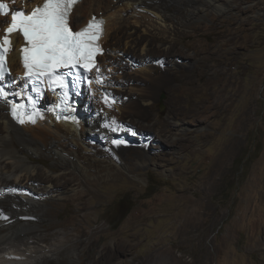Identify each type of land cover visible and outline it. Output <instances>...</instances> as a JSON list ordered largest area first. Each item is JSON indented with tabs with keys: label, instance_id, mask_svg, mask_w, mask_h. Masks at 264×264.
Masks as SVG:
<instances>
[{
	"label": "rangeland",
	"instance_id": "rangeland-1",
	"mask_svg": "<svg viewBox=\"0 0 264 264\" xmlns=\"http://www.w3.org/2000/svg\"><path fill=\"white\" fill-rule=\"evenodd\" d=\"M234 1L223 11L210 0L168 1L165 10L182 28L176 52L189 57L188 66L174 64L182 57L165 52L169 43L155 48L149 40L146 56L142 47L124 49L112 26L105 55L116 67L108 80L114 104L99 110L109 112L119 99L125 127L116 133L125 143L113 149L100 121L86 135L97 149L84 170L48 151L28 153L51 173L65 169L70 185L66 195H47L41 223L18 218L50 234L47 241L27 236L19 245L26 254L46 255L43 264H264V0ZM136 27L135 36L143 35ZM146 71L165 78L145 100ZM128 143L143 155L122 147ZM121 201L132 209L115 228Z\"/></svg>",
	"mask_w": 264,
	"mask_h": 264
},
{
	"label": "bare ground",
	"instance_id": "bare-ground-1",
	"mask_svg": "<svg viewBox=\"0 0 264 264\" xmlns=\"http://www.w3.org/2000/svg\"><path fill=\"white\" fill-rule=\"evenodd\" d=\"M40 1L27 0V3L34 5ZM168 1L181 4L184 0H82L75 6L71 19L77 26H81L92 13L101 12L106 17L105 37L103 41L108 42L109 37H111L110 29L112 26L117 25L116 31L120 32V40L123 42L119 45L125 44L124 49L128 47V50L132 51L130 49L142 47L141 53L145 55L148 51H146V47L149 46L150 41L153 46H155V43L159 44V42L162 43L161 45L169 43L168 46H163L166 50L165 52L172 55L176 53V55L179 54L178 56L182 57L180 53L176 52L178 49L175 44L176 36L182 28L180 29V26L172 23L170 17L173 15L167 13L165 10V7L169 4ZM234 2L236 1L210 0V3L218 11L226 10ZM196 3H199V1H196ZM132 24L135 26L134 30L130 32L128 27ZM136 26L143 28V35L135 36L138 29ZM15 42L17 48L9 56V63L13 70L19 69V48L21 47L20 42L17 43L16 40ZM113 50L115 52L118 51L116 48H113ZM114 57H116L115 63L121 60L118 55ZM184 57L185 59L182 57V59L180 58V62H175L174 64L177 67L188 66L187 60L189 57ZM106 58L107 56L105 55V61L103 62L105 71L109 72L110 79L114 71H109L108 67L114 66L112 65L114 61L112 62L111 59L108 61ZM113 69H116V67ZM149 70H152V67ZM164 72L168 74L175 73L174 69L170 67L164 68ZM151 75V71H146L144 76L147 78V85L149 84L143 87L141 91H146V94L144 93L143 96L144 99L155 98L163 86L159 82H162L165 76H158V79H156V77L153 75L151 77ZM112 87L111 81H107L96 92L97 97L81 99L76 110L73 111L76 114V118L73 121H56L47 117L46 120H39L33 124L17 125L10 118L4 102H0V209L7 206L8 203L12 208H17L14 211L9 206L7 211L3 210L0 214V264H43L48 259L46 255H44L43 259L40 258L42 256L31 257L19 245L21 243H28L27 236L30 234H33L32 237L39 241L49 240L50 234L45 232L38 233L36 225L30 226L28 223L23 222L19 224L18 218L22 216L29 218L36 217L35 219L41 223L46 218V215L42 211L39 212V210H45L44 205L47 202V195L56 193L66 195V186L70 185L67 178L68 172L65 169H55L51 173L43 166L36 165L34 162L27 160L30 158L28 153L43 156L48 151L49 154L55 157L58 163L64 164L66 160L70 159L74 162L77 169L84 170L85 165L89 164V161L94 156L95 149H97L93 142L86 139L88 137H86L88 129L93 130L97 128L96 123L104 121L103 128L105 129V135L107 134L111 139L114 137L115 140H123L125 138L124 135L118 136L116 133L125 127L123 123L125 116L123 114L124 117L120 116L123 112L119 99L117 100V106L112 105V108L105 110L109 112L99 110L103 104L110 106L111 104L109 103L112 102L114 104L113 94L115 90ZM44 100L50 103L52 99L47 97ZM149 100L145 102L148 103ZM133 103L137 108L142 107L141 102L133 101ZM93 105H95L94 110L91 108ZM105 113H107V116L102 118V114L106 115ZM133 113L131 112V114ZM108 114H111L110 118ZM139 114L141 117L142 115L145 117L149 116V114H144V112H139ZM113 129L118 130L114 131ZM165 131V128L162 127L160 134L163 135ZM112 147L113 149H117L114 143ZM122 147H127L130 150L134 149L133 153L137 156L143 155V150L140 147H136L133 143H128V145ZM129 149L126 152H131ZM40 178L42 179V183L39 182ZM73 191L76 193V186L73 188ZM14 248L19 250L21 256L16 254L18 250ZM55 253L58 254L59 251L57 250Z\"/></svg>",
	"mask_w": 264,
	"mask_h": 264
},
{
	"label": "snow or ice",
	"instance_id": "snow-or-ice-1",
	"mask_svg": "<svg viewBox=\"0 0 264 264\" xmlns=\"http://www.w3.org/2000/svg\"><path fill=\"white\" fill-rule=\"evenodd\" d=\"M78 2L43 0L42 5L26 13L22 9L10 10L5 0H0V14L11 16L9 26L0 36V78L4 75L6 55L11 50V35L14 32L21 33L26 42L21 48L23 66L26 69L25 76L32 79L33 83L47 78L49 86L66 90L69 83L74 84L75 81H66L65 76L59 74L61 69H68L69 76L73 70L90 71L95 64V55L101 51L99 39L103 34L104 21L93 17L85 27L74 31L70 17ZM3 95V89L0 88V96ZM22 107L13 105V114L17 115L20 123L25 122L20 118L22 114L17 112ZM37 115L39 113L34 110L28 120L35 123ZM113 143L119 145L124 142L114 140Z\"/></svg>",
	"mask_w": 264,
	"mask_h": 264
},
{
	"label": "trees",
	"instance_id": "trees-1",
	"mask_svg": "<svg viewBox=\"0 0 264 264\" xmlns=\"http://www.w3.org/2000/svg\"><path fill=\"white\" fill-rule=\"evenodd\" d=\"M123 201H121L119 207L117 208V210L115 212H113V224L115 226V228H118L121 223L124 221V219L127 217V215L130 213L132 206L129 208V210L124 211L123 209Z\"/></svg>",
	"mask_w": 264,
	"mask_h": 264
}]
</instances>
